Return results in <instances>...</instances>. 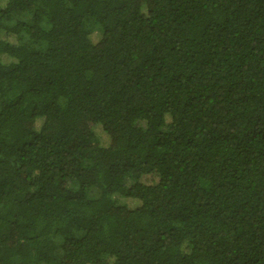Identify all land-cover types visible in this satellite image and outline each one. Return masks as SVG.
I'll list each match as a JSON object with an SVG mask.
<instances>
[{
    "label": "trees",
    "instance_id": "16d2710c",
    "mask_svg": "<svg viewBox=\"0 0 264 264\" xmlns=\"http://www.w3.org/2000/svg\"><path fill=\"white\" fill-rule=\"evenodd\" d=\"M0 264H264V0H0Z\"/></svg>",
    "mask_w": 264,
    "mask_h": 264
},
{
    "label": "rangeland",
    "instance_id": "374dc122",
    "mask_svg": "<svg viewBox=\"0 0 264 264\" xmlns=\"http://www.w3.org/2000/svg\"><path fill=\"white\" fill-rule=\"evenodd\" d=\"M11 41H13V40L11 39ZM41 123H42V119H38V121H37V128L38 129L41 126ZM98 134L101 137V139H102L103 142L106 141V138H105V136L103 135V133L101 131H98ZM126 184L128 186H130L131 184H133V180L128 178L127 181H126ZM114 198H115V200H116V202L118 204H125V203H127L122 196L116 195Z\"/></svg>",
    "mask_w": 264,
    "mask_h": 264
}]
</instances>
